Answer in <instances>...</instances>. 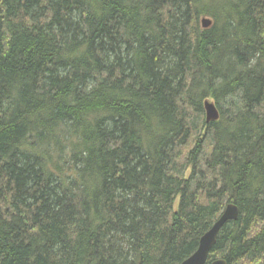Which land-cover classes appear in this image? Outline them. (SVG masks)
Masks as SVG:
<instances>
[{
    "label": "trees",
    "instance_id": "16d2710c",
    "mask_svg": "<svg viewBox=\"0 0 264 264\" xmlns=\"http://www.w3.org/2000/svg\"><path fill=\"white\" fill-rule=\"evenodd\" d=\"M263 105L264 0H0V264H264Z\"/></svg>",
    "mask_w": 264,
    "mask_h": 264
},
{
    "label": "water",
    "instance_id": "95a60500",
    "mask_svg": "<svg viewBox=\"0 0 264 264\" xmlns=\"http://www.w3.org/2000/svg\"><path fill=\"white\" fill-rule=\"evenodd\" d=\"M200 23L203 28L211 25L212 21L209 17L203 16L200 18ZM205 111V122L215 121L219 118V111L213 101L205 99L203 101ZM238 217V207L234 203H228L220 213L219 217L212 226L201 235L194 252L182 260L179 264H204L207 260L210 250L216 242L217 235L220 229L228 221L236 220ZM211 264H227V261L222 257H217L212 260Z\"/></svg>",
    "mask_w": 264,
    "mask_h": 264
},
{
    "label": "rangeland",
    "instance_id": "374dc122",
    "mask_svg": "<svg viewBox=\"0 0 264 264\" xmlns=\"http://www.w3.org/2000/svg\"><path fill=\"white\" fill-rule=\"evenodd\" d=\"M210 101H213L210 99ZM204 119L205 120V111L200 115L199 119ZM196 122H198V119L195 120Z\"/></svg>",
    "mask_w": 264,
    "mask_h": 264
},
{
    "label": "bare ground",
    "instance_id": "6f19581e",
    "mask_svg": "<svg viewBox=\"0 0 264 264\" xmlns=\"http://www.w3.org/2000/svg\"><path fill=\"white\" fill-rule=\"evenodd\" d=\"M241 104H243V103H241ZM255 105V104H254ZM241 106V105H240ZM264 106V105H263ZM241 108V107H240ZM231 112V111H230ZM257 116V115H256Z\"/></svg>",
    "mask_w": 264,
    "mask_h": 264
}]
</instances>
